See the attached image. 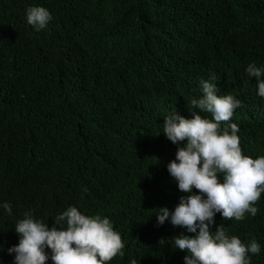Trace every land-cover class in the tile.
I'll use <instances>...</instances> for the list:
<instances>
[{
    "label": "trees",
    "instance_id": "trees-1",
    "mask_svg": "<svg viewBox=\"0 0 264 264\" xmlns=\"http://www.w3.org/2000/svg\"><path fill=\"white\" fill-rule=\"evenodd\" d=\"M35 6L53 17L40 31ZM252 63L264 68V0H0V205L12 207H0V264H13L25 212L51 228L70 206L120 233L124 255L108 264H184L171 239L194 234L156 219L188 195L167 171L186 141L166 139L164 118L211 119L189 105L210 81L241 102L221 128L235 123L243 155L264 156ZM255 206L242 221L217 213L211 230L255 238L251 264H264V193Z\"/></svg>",
    "mask_w": 264,
    "mask_h": 264
},
{
    "label": "clouds",
    "instance_id": "clouds-1",
    "mask_svg": "<svg viewBox=\"0 0 264 264\" xmlns=\"http://www.w3.org/2000/svg\"><path fill=\"white\" fill-rule=\"evenodd\" d=\"M26 19L40 31L53 17L45 7L35 6L26 10ZM245 71L256 79L257 94L264 98V68L252 63ZM200 83L202 96L191 99L189 105L211 114V119L196 111L190 113L191 119L176 111L164 118L162 133L166 139L174 145L186 141L177 148L167 171L176 180L178 190L188 195L182 196L171 212L158 209L157 223L169 221L174 228L194 234L181 232L171 239L175 249L187 253L184 264H251L249 254L261 251L255 238L245 244L238 236L228 235L223 225L217 226L215 232L211 226L217 213L226 221H242L246 213L257 215L255 205L264 193V156L253 159L243 155L235 123L221 128V123L232 119L241 102L231 94L218 95L219 89L210 81ZM193 189L199 194H193ZM0 207L12 214L10 203ZM61 222H66V228L57 227ZM15 232L19 242L8 249L10 255L15 254L13 264H47L49 260L52 264H108L117 255H124L125 244L110 219L86 216L76 207L70 206L58 215L51 228L35 219L31 211L25 212ZM129 264L137 261L132 259Z\"/></svg>",
    "mask_w": 264,
    "mask_h": 264
}]
</instances>
